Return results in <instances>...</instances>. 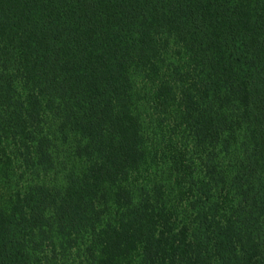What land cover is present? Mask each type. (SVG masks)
I'll return each instance as SVG.
<instances>
[{
	"label": "trees",
	"instance_id": "trees-1",
	"mask_svg": "<svg viewBox=\"0 0 264 264\" xmlns=\"http://www.w3.org/2000/svg\"><path fill=\"white\" fill-rule=\"evenodd\" d=\"M0 264H264V0H0Z\"/></svg>",
	"mask_w": 264,
	"mask_h": 264
}]
</instances>
